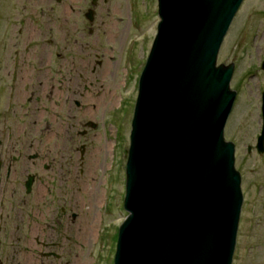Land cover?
Here are the masks:
<instances>
[{
	"label": "water",
	"instance_id": "1",
	"mask_svg": "<svg viewBox=\"0 0 264 264\" xmlns=\"http://www.w3.org/2000/svg\"><path fill=\"white\" fill-rule=\"evenodd\" d=\"M157 1L114 264H232L243 202L234 145L223 135L235 99L233 64L216 67V59L243 0ZM263 140L264 124L259 153Z\"/></svg>",
	"mask_w": 264,
	"mask_h": 264
},
{
	"label": "flooded vegetation",
	"instance_id": "2",
	"mask_svg": "<svg viewBox=\"0 0 264 264\" xmlns=\"http://www.w3.org/2000/svg\"><path fill=\"white\" fill-rule=\"evenodd\" d=\"M99 1L0 0V264H79L81 165L111 102L91 95L113 57Z\"/></svg>",
	"mask_w": 264,
	"mask_h": 264
},
{
	"label": "rangeland",
	"instance_id": "3",
	"mask_svg": "<svg viewBox=\"0 0 264 264\" xmlns=\"http://www.w3.org/2000/svg\"><path fill=\"white\" fill-rule=\"evenodd\" d=\"M98 3L99 42L112 46L113 57L103 68L105 74L109 64L110 75L91 90V95H95L94 100L111 102L97 109V131L92 143L87 144L81 165L80 221L92 212L97 219L92 240L76 248L81 264H113L118 230L126 216L125 164L137 83L158 21L156 0ZM263 59L264 0H243L217 58L219 64L234 65L230 89L236 92L224 131L225 139L235 145V168L241 176L243 193L232 264H264V153L254 150L261 128ZM106 144L108 152L102 150ZM100 148L101 152L96 153ZM92 182L100 204L91 210L92 197L84 187Z\"/></svg>",
	"mask_w": 264,
	"mask_h": 264
},
{
	"label": "bare ground",
	"instance_id": "4",
	"mask_svg": "<svg viewBox=\"0 0 264 264\" xmlns=\"http://www.w3.org/2000/svg\"><path fill=\"white\" fill-rule=\"evenodd\" d=\"M102 150L104 151H107L109 150V145L106 144L105 146H103ZM101 152V148L100 150H96V153H100ZM84 191L86 193H88L91 197H92V205H91V210L94 208V207H97L99 206L100 204V201H99V198L97 196V189L94 185V182H92L91 184L89 185H86L84 187ZM96 216L95 214H93V212L90 214L89 217L87 218H84L82 219L81 221V225H80V240L82 241V244H86L88 243L90 240H92L93 238V234L96 230L95 228V225H96ZM78 264V262H76ZM81 264V263H79ZM82 264H87L86 262H83Z\"/></svg>",
	"mask_w": 264,
	"mask_h": 264
}]
</instances>
